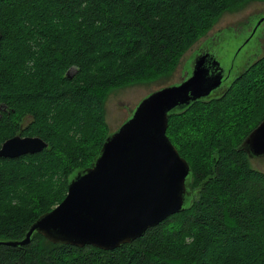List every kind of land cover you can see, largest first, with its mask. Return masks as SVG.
Masks as SVG:
<instances>
[{
	"label": "trees",
	"instance_id": "16d2710c",
	"mask_svg": "<svg viewBox=\"0 0 264 264\" xmlns=\"http://www.w3.org/2000/svg\"><path fill=\"white\" fill-rule=\"evenodd\" d=\"M250 1L0 0V144L16 133L48 143L0 156V238L22 237L91 163L113 89L169 77L223 13ZM263 117L264 51L225 91L169 114L166 133L191 167L184 209L111 249L35 232L0 244V264H264V170L239 148Z\"/></svg>",
	"mask_w": 264,
	"mask_h": 264
},
{
	"label": "water",
	"instance_id": "95a60500",
	"mask_svg": "<svg viewBox=\"0 0 264 264\" xmlns=\"http://www.w3.org/2000/svg\"><path fill=\"white\" fill-rule=\"evenodd\" d=\"M263 22L264 13L252 15L237 27L227 26L205 37L204 42L213 35L216 45H225L221 36L224 32L232 37L249 24L245 37L238 41L243 43L230 54L232 67L222 62L219 51L201 47L204 42L195 47L187 58L186 75L143 96L130 115L105 135L91 163L69 175L67 191L60 202L41 213L22 237L0 238V244H27L39 232L54 243L111 249L132 242L170 214L184 209L190 198L191 167L166 133L169 114L220 94L241 76L263 52L256 45L263 37L264 31L257 35ZM1 38L0 31V41ZM250 45L260 46L261 54L243 58V50ZM47 144L39 135L16 133L1 142L0 156L34 153ZM239 148L251 157L264 156V117Z\"/></svg>",
	"mask_w": 264,
	"mask_h": 264
},
{
	"label": "rangeland",
	"instance_id": "374dc122",
	"mask_svg": "<svg viewBox=\"0 0 264 264\" xmlns=\"http://www.w3.org/2000/svg\"><path fill=\"white\" fill-rule=\"evenodd\" d=\"M264 13V0H252L248 2L244 7L237 11L223 13L215 25L208 30L203 36H201L184 54L181 61L178 63L175 70L169 77L153 81L150 83H138L132 84L125 87L113 89L105 98V119L109 126V131L115 129L123 122L131 113L136 103L145 96L150 90L157 88L163 84L178 82L188 72V56L191 51L198 45L204 42V38L210 35L212 32L222 29L227 26L237 27L239 23L247 21L252 15H259ZM254 19V17L252 18ZM251 19V20H252ZM249 25V24H248ZM248 25L243 29L239 30L237 35H231L228 32H224L223 40L225 45H216L213 35L207 38L201 47H208L212 51H219L222 62H227V66L230 67L229 57L230 54L241 45L242 42L238 41L245 37L248 31ZM264 31V22L259 27L257 35H260ZM263 43L262 49L264 51V33L261 38ZM238 43V44H237ZM254 44V41H253ZM243 48V47H242ZM240 48V49H242ZM243 50V49H242ZM243 52L246 54L243 58L250 55V59L256 57L260 52V46L256 48L254 45H250V48H245ZM262 53V51H261ZM260 53V54H261ZM259 54V55H260ZM242 58V59H243ZM233 61V60H232ZM244 65V64H243ZM241 65L239 69L243 66ZM73 70V69H72ZM69 72H72L71 70ZM28 118H25L22 122L24 124ZM249 162L251 166L264 170V156L251 157L249 156Z\"/></svg>",
	"mask_w": 264,
	"mask_h": 264
},
{
	"label": "flooded vegetation",
	"instance_id": "af4514ba",
	"mask_svg": "<svg viewBox=\"0 0 264 264\" xmlns=\"http://www.w3.org/2000/svg\"><path fill=\"white\" fill-rule=\"evenodd\" d=\"M261 38H262V36L260 37V41H259L258 44H256V45H260L261 48H262L263 43H262V41H261ZM230 65H231V67H232V66H233V62H231ZM0 115H1V111H0Z\"/></svg>",
	"mask_w": 264,
	"mask_h": 264
},
{
	"label": "bare ground",
	"instance_id": "6f19581e",
	"mask_svg": "<svg viewBox=\"0 0 264 264\" xmlns=\"http://www.w3.org/2000/svg\"><path fill=\"white\" fill-rule=\"evenodd\" d=\"M242 43H243V42H242ZM242 47H243V46H242ZM230 67H231V66H230ZM230 67L227 66V68H230Z\"/></svg>",
	"mask_w": 264,
	"mask_h": 264
}]
</instances>
